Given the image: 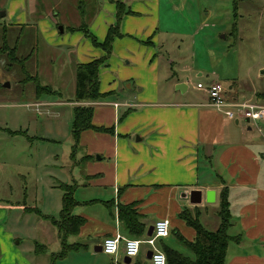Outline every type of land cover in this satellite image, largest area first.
<instances>
[{"label": "crops", "instance_id": "0c3cea01", "mask_svg": "<svg viewBox=\"0 0 264 264\" xmlns=\"http://www.w3.org/2000/svg\"><path fill=\"white\" fill-rule=\"evenodd\" d=\"M76 1L83 21L81 25L86 30H71L74 37L70 42L76 47L78 63H86L104 56L105 51L95 46L85 31L101 43L108 28L117 24V9L114 0ZM222 1L120 0L122 10L118 30L121 35L113 38L111 53L101 66L99 77L105 67L119 65L126 60V63H136L140 67L136 76L139 89L134 97L124 101H100L114 91L111 88L103 90L99 78V91L104 95L98 101L83 103L84 106L91 105L93 111L94 105L109 106L110 121L96 127L107 128L111 134H99L106 143L105 148L93 150V154L99 153L98 159L108 158L109 161L106 164L94 163L91 150L85 149L86 154L80 157V162L85 163L84 173L77 170V164L68 165L70 185L74 186L73 196L78 201L72 214L83 216L85 222L77 234L67 236L66 243L74 247L64 257L56 258L54 264H150V258L146 257L150 247L146 243L140 245L139 253L129 262L124 261L122 247L115 257L109 258L95 249L107 236L120 234L132 237L118 218V205L129 203H134L144 223V234L138 238L143 239L156 220L167 219L169 233L156 240V247L162 251L169 247L193 260L192 250L177 237L180 235L193 241L195 231L180 218L179 213L186 210L193 216L197 215L205 229L215 231L220 224L218 210L223 191L230 212L227 234L233 238L227 244L223 264H264V133L246 121L228 119L223 111L209 104L205 91L202 96L187 95L188 79L185 81L177 76L170 86H161L159 79L160 63L165 61L173 65L184 57L180 45H174L176 49H172L169 36H196L204 29L208 18L216 19L219 11L229 9L227 2L220 6ZM23 7L24 0H6L5 3L0 0V11H5V15L0 17V32L7 29L8 40L12 27L21 25L20 29H23L26 26L25 18H17L16 15L17 10ZM239 12L237 0H232V18L237 19L241 15ZM4 17L10 22L2 23ZM62 28L60 33H64ZM194 52L195 48H192L186 55L187 65L193 61ZM34 53H37L36 46L27 54H31L29 61ZM179 84L183 85L182 91L178 89ZM225 89L227 93L223 97L226 102L235 99L264 101L263 90L245 91L235 80H231ZM37 98L34 95L37 101L33 105L48 103ZM102 110L99 109L100 112ZM87 132L91 131L81 132L78 146L88 136ZM71 142L73 151V139ZM77 148L71 152L73 159ZM51 158L58 162L57 155ZM50 166L52 180L47 184V194L55 195V205L61 209L63 191L58 193L57 185L62 182L58 177L62 179L64 166ZM83 174L86 180L77 182L75 175L79 178ZM191 190L201 191L200 203L190 201ZM40 206L43 207L40 212L44 213L39 214L42 219L32 226L30 252L27 254L20 250V241L15 242L16 234L0 224V264H50L52 256L61 251L62 239L47 215L51 205L41 202ZM3 218L0 214V220ZM3 239H6V247Z\"/></svg>", "mask_w": 264, "mask_h": 264}, {"label": "rangeland", "instance_id": "374dc122", "mask_svg": "<svg viewBox=\"0 0 264 264\" xmlns=\"http://www.w3.org/2000/svg\"><path fill=\"white\" fill-rule=\"evenodd\" d=\"M226 2L229 9L219 11L216 19L208 18L204 22V29L196 36H169L168 42L172 49L180 45L181 55L184 57L173 65L165 61L160 63L158 72L161 86H170L178 76L179 79L189 80L187 95L192 93L202 96L211 82H219L226 97L225 88L231 80L237 81L239 87L245 91H264V0H237L241 14L237 19L231 15L232 0L229 3L228 0H223L220 6ZM77 4L76 0H24V7L22 10L20 7L16 15L17 18H25L23 22L26 26L23 29H20L21 25L11 26L9 44L14 45L22 30L17 40L18 55L26 56L35 46L37 53L28 60L27 67L26 63L22 67L9 66L5 54H0V214L4 217L0 224L16 234L15 242L20 241V250L26 254L30 252L29 237L32 235V226L42 219L40 215L43 211L39 210H43L41 202H49L51 205L48 206L49 217L58 218L59 215L60 209L55 205V195L47 194V184L52 180L50 165L64 166L61 170L62 179L57 176L62 180L59 185L71 183L67 172L68 165L71 167L73 163L77 164V170L81 169L84 173L85 163L80 162V157L86 154L85 149L91 150L92 162L106 164L109 161L105 157L98 159V152L93 154L95 148L104 150L106 145L99 134H111L108 130L102 132L96 128L89 129L91 132H87L88 136L83 138L73 155L75 159L71 157L73 106L84 103L77 102L74 98L75 68L80 60L76 47L70 42L74 37L72 29L83 27ZM8 22L10 20L7 18L2 19V23ZM59 26L64 27V33L59 32ZM233 28L235 30L232 34ZM1 42L0 32V44ZM192 48H195V56L187 65L186 55L190 54ZM160 53L164 55L162 51ZM103 64L98 68V78ZM139 70V65L128 64L126 60H122L119 65L105 67L101 71V88H111L114 91L111 93L113 96L108 95L96 101H124L134 97L139 89L136 77ZM34 72H37L39 85L48 90L36 92L35 83L24 80L26 74ZM198 73L201 75H197ZM6 82L8 86L3 87ZM199 82L203 85L202 89L197 87ZM34 95L38 96V100L48 103L33 105L37 101ZM94 109V126L105 125L110 121L107 112L109 106L94 105ZM99 109H103L102 112ZM251 125L264 133V121ZM54 155L58 157L57 163L51 158ZM75 179L77 182L86 180L84 174L79 178L75 175ZM58 189V193L62 192L59 186ZM35 209L38 211H34ZM3 243L6 247V239H3ZM90 249L94 252L93 247L90 246Z\"/></svg>", "mask_w": 264, "mask_h": 264}, {"label": "trees", "instance_id": "16d2710c", "mask_svg": "<svg viewBox=\"0 0 264 264\" xmlns=\"http://www.w3.org/2000/svg\"><path fill=\"white\" fill-rule=\"evenodd\" d=\"M114 2L117 9V24L108 28L104 40L101 43H98L92 34L85 31V35L91 38V41L95 46H100L105 51V55L86 63L76 64L74 98L77 102L96 101L104 95L99 91L98 68L103 64V62H105L107 56L110 55L111 42L113 38L121 35L118 30V21L122 5L120 0H114ZM74 29L75 28L72 30ZM78 29L80 28L78 27ZM80 30L86 29L83 26ZM1 40L0 54H5L9 66L13 67L15 65H20L22 67L25 65L31 54L26 56L18 55L17 41L14 45L10 46L7 29L2 30ZM24 80H32L35 83L36 92L39 90H48L47 88L39 85L37 73L26 74ZM93 112L92 106H73V122L71 127V136L73 139L72 152H74L75 148L78 146L79 137L82 131L90 128H96L101 131H109L107 128L103 129V127H96L92 124ZM58 186L63 191L62 207L59 211L58 218L49 217V219L57 227L63 246L58 254H54L52 256L50 264H54L56 258L64 257L67 251L74 247L73 245L67 244L65 240L67 236L77 234L79 228L85 222V218L83 216L72 214L73 208L78 205V201H76L73 196L74 186L64 183H60ZM28 209L30 208L28 207ZM179 216L186 222L187 225L194 229L195 238L193 241H188L180 235H178L177 238L186 247L192 250L195 258L192 260L178 251L165 247L163 252L165 253L167 264H223L227 244L231 239H233L227 234V228L230 225V212L229 202L225 191L220 193V208L218 210L220 224L215 231L205 229L200 223L197 215L193 216L186 210L181 211ZM118 218L130 236L140 237L144 234V223L140 220V215L134 208V203L119 204Z\"/></svg>", "mask_w": 264, "mask_h": 264}, {"label": "built area", "instance_id": "2783aa9c", "mask_svg": "<svg viewBox=\"0 0 264 264\" xmlns=\"http://www.w3.org/2000/svg\"><path fill=\"white\" fill-rule=\"evenodd\" d=\"M198 88H203L201 83ZM204 91L207 93L209 104L224 112L231 120L246 121L252 124L264 120V104L247 99L233 100L226 102L222 93V85L219 82H211ZM169 233V221L158 219L153 224L151 235H145L143 239L138 237H123L120 234L107 236L101 243L103 253L115 257L122 247L125 256L130 259L135 257L140 250V245L146 243L150 247V264H167L165 253L156 247V240L166 237Z\"/></svg>", "mask_w": 264, "mask_h": 264}, {"label": "water", "instance_id": "95a60500", "mask_svg": "<svg viewBox=\"0 0 264 264\" xmlns=\"http://www.w3.org/2000/svg\"><path fill=\"white\" fill-rule=\"evenodd\" d=\"M4 15H5V11L4 10H1L0 11V17H3ZM58 29H59L60 32L63 31L62 26H59ZM6 86H8V83L7 82L3 85V87H6ZM182 86H183L182 84H179L178 85V89H180V91H182ZM127 87H130V84H127ZM183 194L185 196V193H183ZM189 195H190V201L192 203H200L201 202V191H199V190H191L190 193H189ZM208 195L209 194L207 193V196ZM196 196H198V197L196 198ZM152 230H153V226H150L148 228L146 234L147 235H151ZM95 249L100 251L101 250V246L98 245V246L95 247ZM146 257L147 258H150L151 257V251L150 250L147 252ZM124 261L125 262H129L130 261V258H128V257L125 256L124 257Z\"/></svg>", "mask_w": 264, "mask_h": 264}, {"label": "bare ground", "instance_id": "6f19581e", "mask_svg": "<svg viewBox=\"0 0 264 264\" xmlns=\"http://www.w3.org/2000/svg\"><path fill=\"white\" fill-rule=\"evenodd\" d=\"M153 231V230H152ZM152 234V233H151ZM102 251V250H101ZM127 257V256H126ZM129 258V257H128Z\"/></svg>", "mask_w": 264, "mask_h": 264}]
</instances>
